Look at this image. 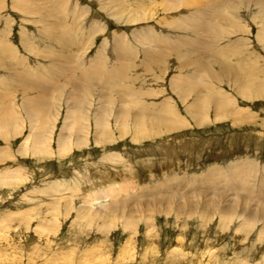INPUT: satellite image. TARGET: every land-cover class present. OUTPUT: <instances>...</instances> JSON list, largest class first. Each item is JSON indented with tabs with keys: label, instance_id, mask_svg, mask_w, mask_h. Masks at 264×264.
I'll return each instance as SVG.
<instances>
[{
	"label": "rangeland",
	"instance_id": "1",
	"mask_svg": "<svg viewBox=\"0 0 264 264\" xmlns=\"http://www.w3.org/2000/svg\"><path fill=\"white\" fill-rule=\"evenodd\" d=\"M0 59V264H264V0H0ZM73 76L97 91L84 121Z\"/></svg>",
	"mask_w": 264,
	"mask_h": 264
},
{
	"label": "bare ground",
	"instance_id": "2",
	"mask_svg": "<svg viewBox=\"0 0 264 264\" xmlns=\"http://www.w3.org/2000/svg\"><path fill=\"white\" fill-rule=\"evenodd\" d=\"M194 4L191 6L193 9H194ZM209 7L212 9V10H214V11H220L219 10V7H217V5L216 4H214V3H210L209 4ZM60 8V10H62V12H63V9L61 8V7H59ZM196 9H199L197 6H196ZM55 12H57L56 14H59L60 15V12H58V6L57 7H55V10H54ZM55 16L56 15H54V16H52L53 17V21L52 22H55L56 21V19H55ZM215 17H218L216 20L219 22L220 20H221V16L219 15V14H215L214 15ZM50 17V18H49ZM41 18V17H40ZM228 18V17H227ZM48 19H50V20H52V18H51V16H48ZM48 19H47V21H48ZM46 20V19H45ZM172 21V20H171ZM222 22V21H221ZM212 32V34H215V35H217L216 33H214V30H212L211 31ZM209 33V32H208ZM218 33H219V31H218ZM165 41H168V40H165ZM173 49V52L174 53H178V50H177V48L176 47H173L172 48ZM156 50H158V51H156ZM152 51H154V52H156L155 54H149V53H147V54H145V56L144 57H146V60H142V62H141V65L143 64V66H145V67H143V68H150V65H151V63L154 61V59H151V58H158V56L160 55H162L163 53H165L164 51H162L161 49H159V48H155V50L154 49H152ZM143 57V58H144ZM11 60V59H10ZM2 62V60L0 59V63ZM140 65V66H141ZM129 69H132V68H129ZM79 73V72H78ZM82 75H89V74H87V73H84V74H81V77H83ZM85 79V87H84V92L82 93V91H81V86H80V83H78V82H75V76H73L71 79H69V81H68V86L69 87H73V89H72V91L70 92V96H71V103L73 102V107L76 109V111H77V106H78V104H79V102L81 101V99H82V105H84V107L87 105V104H90L89 102H88V100L89 99H91V97H95V95L97 94V91H96V89H95V87H94V83L92 82V79H90V76L88 77V79H87V77H85L84 78ZM137 81V80H136ZM23 83V81H20V84H22ZM26 82H25V84H24V86H22L23 87V89H22V93L23 94H29V95H34L35 96V93H36V91L37 90H42L43 88H41V86H38V87H35V86H32V87H28V86H26ZM171 84H173V83H171ZM174 85V84H173ZM176 86V85H175ZM26 87V88H25ZM179 88H182V86H178ZM75 89H77V90H75ZM115 88L114 87H110L109 88V90L111 91V92H113L112 90H114ZM120 89H118V91H119ZM107 91V90H106ZM126 91H129V92H126ZM123 95L125 96H121V99H122V101L123 102H125V106H126V108H125V110H127L132 104H133V106H132V108H131V113H129L130 114V118H131V121L133 122L134 120H136V121H138L135 125L136 126H138L137 128L140 130V131H143L144 130V126H145V121H139V120H137L136 119V117L138 116V113L136 112V105H137V97H136V95H134L133 94V92H131L129 89H127V88H124V90H123ZM254 93L255 94H257V91L256 90H254ZM44 94L45 93H43V96H39V97H36L37 99L35 100V98L34 99H32V101L34 102V104H36L37 105V107H38V110L40 111V113L38 114H36V113H33V112H31V111H28V115H29V117H33V116H38V115H40L41 114V112L44 110V111H46V102H47V99L46 98H44L43 99V97H44ZM125 94H127V96L125 95ZM82 95V96H81ZM254 95V94H253ZM252 96V95H251ZM257 96V95H256ZM145 97V96H144ZM212 97H215L214 99H216V101H214L213 99H212ZM258 97V96H257ZM9 97H6V99H8ZM204 101L205 102H207V103H216V102H219V100H218V98L216 97V95L214 94H212L211 92L210 93H206L205 95H204ZM0 101H3V100H0ZM223 101V100H222ZM48 103V102H47ZM142 106H144V108H145V110H147L148 112H153V111H157V112H160V115L158 116V117H156V119H158V120H160V121H165V120H170V118H171V115H175L176 113H173L172 112V110L169 108V106H168V108H167V110H166V108L164 107V106H161V105H159V106H152L151 104H145V103H140ZM199 105L200 104H198V103H195L194 104V107L195 108H198L199 107ZM23 107L24 108H26L27 107V104L25 103V104H23ZM48 109V108H47ZM220 109H221V111H222V113H223V106H220L219 108H218V113H219V115H221V113H220ZM186 114L189 116V117H193V115H192V112H191V109L188 107V106H186ZM78 112V111H77ZM79 114L77 115V117H76V120H78V118H80L82 121H84V120H86L87 119V117L85 116V117H83V118H81V111L80 112H78ZM140 113V112H139ZM108 113H106L105 115H104V117H103V125H102V127H101V125L100 124H97V126L99 127V129H100V131H98L97 133H96V137H95V139L97 140V143H99V142H101V138H99V136L98 135H101V134H104L106 137H107V139H109L108 138V133L105 131V127H106V124L109 122V119L108 118H110L111 117V115H109L108 114V116H106ZM142 115H143V117H144V119L146 120V119H148L152 114H150V113H141ZM128 115V113L126 114V116ZM116 117H118V116H116ZM10 121H11V119H10V116L6 113V114H0V128L2 129V131H3V133H1L0 132V137H2L3 139H4V137L6 136V135H8V133L9 132H11V130H10V128H8V127H6L5 125H7V126H10ZM114 121H117V119L116 118H114ZM79 122V121H78ZM74 123H75V120H74ZM123 124H124V126H123ZM129 124H130V119H124L123 121H122V127H127V126H129ZM77 125V124H76ZM178 125H176V124H171V123H169V124H167L166 125V129H173V128H175V127H177ZM10 127H12V126H10ZM88 129L86 128V131H87ZM77 132V135H78V131H76ZM121 132H124V129H123V131H121ZM120 132V137H122V133ZM7 133V134H6ZM11 134V133H10ZM9 134V135H10ZM63 133H61V135H62ZM65 135H66V132H65ZM65 135H63L62 137H61V139H60V136H58V145H60V144H66V141L64 142V140L69 136H65ZM85 137L82 135V134H80L79 135V138H78V140H77V144H78V146L80 145V143L81 142H83V139H84ZM50 140H51V137L48 139V140H46L47 142H50ZM45 143V142H44ZM46 145V144H45ZM48 146V145H47ZM47 153L46 152H43V153H41V155H46ZM246 165V164H245ZM241 166V171H243V170H245V168L243 169V166L242 165H239V167ZM247 167H249V166H247ZM234 168H236V163L234 162L233 164H230V166H229V173H228V176L231 178V181L232 182H230L231 184H232V188H233V190H235L236 191V184H234V183H236V178L238 179V178H240V177H242L241 179H243L245 176L244 175H242L241 173L239 174V176L238 175H236V169H234ZM250 168L251 167H249L246 171H245V175H246V177L248 176V173L250 172V171H252V169L250 170ZM243 169V170H242ZM250 174V173H249ZM213 175H215V174H213ZM212 175V176H213ZM220 175V174H219ZM219 175H217V176H219ZM173 179V178H172ZM203 179L206 181V184L208 185V187H212V186H215L216 185V183L214 182V180L212 179V177H209V178H206V177H202V180L201 181H203ZM245 179V178H244ZM213 180V181H212ZM178 184V183H177ZM222 184V183H221ZM159 186H160V184L158 185V187H157V191L158 192H160V191H164L163 189H165V188H167V185H162L163 187H162V189H159ZM204 186V185H203ZM206 187V186H205ZM224 187V186H223ZM231 187V186H230ZM159 189V190H158ZM200 190L202 189V187H200L199 188ZM263 189V188H262ZM116 191V188L115 187H111V188H109L107 191H106V195H107V197H111L112 196V194L114 193ZM156 191V192H157ZM169 191V190H168ZM165 192H167V190L165 191ZM233 192V191H232ZM234 193H236V192H234ZM171 195V194H170ZM223 195V194H222ZM172 197V196H171ZM164 199V198H163ZM171 200V198L169 197V198H165L164 200ZM167 202H169V203H172V202H174V201H167ZM89 205V204H88ZM193 206H194V204H193ZM193 206H191V204L189 205V208H193ZM194 208H196V206L194 207ZM181 209V208H180ZM113 212V211H112ZM180 212H181V210H180ZM111 213V212H110Z\"/></svg>",
	"mask_w": 264,
	"mask_h": 264
}]
</instances>
